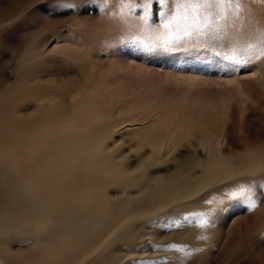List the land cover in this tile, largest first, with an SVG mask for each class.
I'll list each match as a JSON object with an SVG mask.
<instances>
[{"label": "rangeland", "instance_id": "obj_1", "mask_svg": "<svg viewBox=\"0 0 264 264\" xmlns=\"http://www.w3.org/2000/svg\"><path fill=\"white\" fill-rule=\"evenodd\" d=\"M239 2L220 38L165 50L219 9L165 28L143 0H0V264H264V57L220 71L264 34V0ZM240 185L254 209L230 197ZM68 205L94 214L57 226ZM118 214L67 257L70 233Z\"/></svg>", "mask_w": 264, "mask_h": 264}, {"label": "snow or ice", "instance_id": "obj_2", "mask_svg": "<svg viewBox=\"0 0 264 264\" xmlns=\"http://www.w3.org/2000/svg\"><path fill=\"white\" fill-rule=\"evenodd\" d=\"M170 0H143L145 12L151 7L152 4H155L157 7V15L169 21L164 23V27H169L170 23L176 22L181 17L187 18L190 14H194L199 20V9L201 7L205 9H212L213 7L219 9L217 15V21L214 22L211 17L212 13L210 11L204 13L205 22L201 26L199 24L193 25L191 28H186L183 35H178L174 39H167L162 44L157 45L162 47L165 50H175L172 45H179L181 42L185 46L189 44L190 39H195L196 44L199 47H205L206 42H201L202 37L208 36L209 33H213L212 39L220 38L223 33V25L218 21L226 19L227 13L226 8L233 7L236 11L241 8L239 0H175V6L171 11H166L167 5ZM65 7L75 8L74 4H67ZM189 39H185V38ZM233 55L225 56L224 59L229 61V63L222 64L220 71L223 73L234 74L239 72L242 67H245L247 64L251 63L257 57H264V34L261 35V43L259 47L256 45L249 44L246 47H234ZM230 197L233 200H240L248 208L254 209L257 206V200L254 199V192L251 185H240L237 190H234L229 193ZM202 216H207V214H199ZM204 225L207 226V220L203 221ZM206 238V237H202ZM171 247H176L172 245ZM146 264H155V262H146Z\"/></svg>", "mask_w": 264, "mask_h": 264}, {"label": "bare ground", "instance_id": "obj_3", "mask_svg": "<svg viewBox=\"0 0 264 264\" xmlns=\"http://www.w3.org/2000/svg\"><path fill=\"white\" fill-rule=\"evenodd\" d=\"M242 38V37H241ZM225 84H233V83H237V84H240V82H236V80H234V81H227V82H224ZM232 86V85H231ZM230 87V86H229ZM19 108H20V105H15L14 107H13V109H12V113L10 112V114H11V117L13 118V121L14 122H16V123H18V124H22L23 122V120L21 119V118H17V117H15V114L19 111ZM50 112H51V109H50ZM26 178V177H25ZM27 179H28V177H27ZM102 179V178H101ZM95 180V179H94ZM40 182V181H39ZM37 183H38V181H37ZM36 183V184H37ZM58 183V182H57ZM95 183V182H94ZM6 184H8L7 185V192H8V194H9V192L11 191L12 192V194L15 192V186H16V184H19V182H16V180H10L9 182H7ZM97 186V185H96ZM47 187V186H46ZM37 188V187H36ZM44 190V189H43ZM54 190V189H53ZM56 191V190H55ZM59 191V190H58ZM10 192V193H11ZM17 194V193H16ZM20 195V194H19ZM40 195L42 196V197H45V199L43 200V202H45V203H43L45 206H47L48 208H51V192H41L40 193ZM66 197V196H65ZM40 201V200H39ZM64 202V201H63ZM42 204V205H43ZM41 205V206H42ZM64 206V205H63ZM70 205H68L67 206V209H63V208H58V212H57V218H56V220H55V223H56V225L57 226H60V225H62V224H64V222H67V223H69L72 227L73 226H75L76 224L77 225H82V220H81V218L83 217L82 215L83 214H87V212H89V215H91V214H94V210H88L87 209V207H84V205L82 206V205H74V206H70ZM86 206V205H85ZM68 207H69V209H68ZM103 207V206H102ZM102 207H101V209H102ZM104 210H107V209H109V210H112V208H103ZM96 211V210H95ZM99 214V213H98ZM123 216V214H118L117 216H113L111 219H110V221L109 222H107L106 224H101V225H99V232L97 233L96 232V230H95V232L93 231V230H87L86 229V231L85 232H83L82 234H81V232L80 233H74V232H72V233H70L69 235H68V240H69V242L71 243V242H74V241H79V243H78V246L76 245V249H75V252H73V255L70 253H67V257H69V258H71V256L72 257H74V256H77V253L79 252V253H82V251L83 250H88V245L90 246V244L92 243V241H94V240H98V238H100V240L101 239H103L104 237H106L107 235H108V233H109V231H111L110 233V236L111 237H113V235H114V231H113V229L116 227V226H118V224H120L121 222H122V219L123 218H121ZM50 217V216H49ZM92 221H94V219L92 218ZM81 222V223H80ZM88 222H89V220H88ZM123 224H125V223H123ZM122 224V225H123ZM127 224V223H126ZM55 225V226H56ZM92 225V224H91ZM128 225V224H127ZM89 226V225H88ZM125 226V225H124ZM59 234V233H58ZM82 236H83V238H82ZM63 237H64V235H63ZM77 239V240H76ZM61 240V239H60ZM72 240V241H71ZM110 241H112V238H111V240ZM45 241H43V243H44ZM68 242V243H69ZM63 243V242H62ZM76 243V242H75ZM44 245H45V243H44ZM102 247H104L103 246V244H102ZM51 248V247H50ZM49 248V249H50ZM79 248V249H78ZM78 249V250H77ZM97 249V248H96ZM96 249H94V250H96ZM61 256V255H60ZM56 257V256H55ZM58 260V259H57ZM72 260V259H71ZM70 261V260H69ZM60 263H62V262H60ZM97 264V263H96Z\"/></svg>", "mask_w": 264, "mask_h": 264}]
</instances>
